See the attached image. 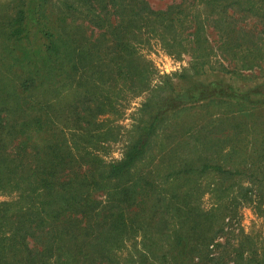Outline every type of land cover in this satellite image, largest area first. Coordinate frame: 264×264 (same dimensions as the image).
<instances>
[{
    "label": "trees",
    "instance_id": "trees-1",
    "mask_svg": "<svg viewBox=\"0 0 264 264\" xmlns=\"http://www.w3.org/2000/svg\"><path fill=\"white\" fill-rule=\"evenodd\" d=\"M186 2L191 6L195 0H180L163 10L151 8L146 0H55L50 9L54 25L36 30L43 40L41 59L23 78L4 77L10 73V53L16 50L9 39L18 41L27 34L20 27L26 18L22 10L11 19L0 41V196L7 197L0 200V264H122L117 248L140 223L143 233H156L155 239L168 246L165 253L174 252L170 261L193 255L202 259L210 238L205 226L197 229L206 218L200 215L202 221L192 222L197 231L191 234L181 229L179 219L190 208L188 188L167 180L170 173L163 182L151 177L153 169L133 177L129 173L165 111L175 112L182 104L207 97L230 96L228 92L206 94V85L199 86L198 94L184 90L161 97L150 122L134 132L121 158L105 162L96 151L113 132L99 117L113 111L120 88L141 92L148 86L150 63L136 48L141 34L165 35L174 43L180 7ZM205 3L212 11L214 2ZM228 5L227 0L221 5L223 22ZM27 10L33 14V7ZM88 26L98 30L95 36ZM197 31L190 33L193 50L201 48ZM256 41L248 43L257 49ZM233 43L245 49L247 41ZM244 59L250 67L261 57ZM226 117L218 115L217 127L221 129ZM198 142L204 149L212 146L206 132ZM188 151L203 161L196 144ZM209 171L237 173L212 163L198 168L199 173ZM96 192L104 193L103 202L92 197ZM167 219L169 228L163 226ZM140 246L134 250L135 264H147L145 258L153 249L144 242ZM236 257L234 264L242 254ZM245 264H264V258H248Z\"/></svg>",
    "mask_w": 264,
    "mask_h": 264
},
{
    "label": "rangeland",
    "instance_id": "rangeland-1",
    "mask_svg": "<svg viewBox=\"0 0 264 264\" xmlns=\"http://www.w3.org/2000/svg\"><path fill=\"white\" fill-rule=\"evenodd\" d=\"M146 1L151 8L159 10L180 3V0ZM206 1L195 0L191 6H186L187 2L179 6L181 23H178L174 43L167 41L165 35L155 38L149 32L141 34L136 48L150 63L148 86L141 92L136 88L133 92L124 89L128 86L120 88L113 100V111L99 117L113 132L108 140L97 145L96 151L105 162L121 158L134 132L146 128L150 122L161 97L184 90L187 94H198L199 86L206 85V94L228 92L230 96L207 97L182 104L175 112L165 111L151 128L146 149L129 173L133 177L153 169L152 174L157 175L151 174V177L157 182H163V176L170 173L172 176L167 180L187 187L191 202L190 208L179 217L183 221L181 229L191 234L196 230L192 222L202 221V215L207 222L197 230L205 226L209 245L201 260L193 255L170 261V254L174 252L165 253L168 246L155 239L156 233H147L146 229L143 233L140 223L133 234L121 238L117 255L122 264L136 263L134 250L140 249L142 242L153 249V254L145 258L147 264H234L238 253L242 254V259H238L237 264H245L248 258H264V0H227L225 22L221 10L224 0H212V11ZM54 2L0 0V41L11 19L15 20L21 10L26 18L20 27L25 28L23 33L27 31L26 38L9 39L16 50L10 53L13 56L8 62L10 73L4 77L23 78L27 70L38 66L43 40L38 38L36 30L54 25L53 14H50ZM32 7L30 15L27 9ZM195 28L198 29L196 37L202 42L201 48L193 50L189 43L193 40L190 33ZM89 29L92 36L98 32L91 26ZM237 30L242 32L237 33ZM252 39L257 40V49L248 43ZM235 40H246L245 49L236 47ZM170 44L175 47H168ZM254 54L260 55L261 60L245 66L244 58ZM219 114L228 116L221 129L216 120ZM211 128L213 133H209ZM205 132L212 138V146L208 149L198 145ZM182 133L185 135L180 137ZM193 143L203 161L188 151ZM202 163L218 164L224 170L237 173H199ZM92 197L100 202L105 199L100 192ZM3 199L7 197L0 196V200ZM156 206L159 210L160 203ZM167 220L163 226L169 228L170 220ZM194 243V240L190 242ZM164 253L165 258L161 259Z\"/></svg>",
    "mask_w": 264,
    "mask_h": 264
}]
</instances>
